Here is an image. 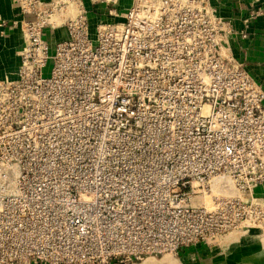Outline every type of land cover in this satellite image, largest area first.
Masks as SVG:
<instances>
[{
  "label": "built area",
  "instance_id": "built-area-1",
  "mask_svg": "<svg viewBox=\"0 0 264 264\" xmlns=\"http://www.w3.org/2000/svg\"><path fill=\"white\" fill-rule=\"evenodd\" d=\"M17 2L21 13L34 18L21 20L26 41L18 77L0 80V139L11 137L17 149L40 150L55 121L99 113L110 119L112 69L133 52L146 57L148 39L170 40L182 145L161 176L174 209L152 230L148 249L178 254L199 242L218 245L244 217L255 215L261 204L255 189L264 185V88L235 56L234 23L211 0ZM259 14L250 12L246 29ZM57 27H65L68 38L52 49L45 30ZM246 29L239 32L242 38ZM12 166L0 157V169ZM4 184L0 176V264H43L28 240L19 242L25 207H16L18 193ZM167 228L174 233L158 240Z\"/></svg>",
  "mask_w": 264,
  "mask_h": 264
},
{
  "label": "rangeland",
  "instance_id": "rangeland-1",
  "mask_svg": "<svg viewBox=\"0 0 264 264\" xmlns=\"http://www.w3.org/2000/svg\"><path fill=\"white\" fill-rule=\"evenodd\" d=\"M173 45L148 39L146 57L133 52L117 63L108 87L110 119L99 113L55 121L40 150L0 139L1 160L13 164L0 176L18 193L16 207H25L19 242L28 240L43 264H192L181 249H148L152 230L174 209L161 176L182 145L174 118ZM52 66L50 59L45 76ZM22 177L28 180L17 184ZM204 201L213 207L211 196ZM173 233L167 228L157 239ZM222 241L240 245L231 254L235 264H264V203Z\"/></svg>",
  "mask_w": 264,
  "mask_h": 264
},
{
  "label": "crops",
  "instance_id": "crops-1",
  "mask_svg": "<svg viewBox=\"0 0 264 264\" xmlns=\"http://www.w3.org/2000/svg\"><path fill=\"white\" fill-rule=\"evenodd\" d=\"M211 1L221 16L233 21L236 28V33L230 37L233 52L264 88V0ZM253 9L259 10L260 14L249 21L246 29L244 20ZM23 18L30 20L34 15L21 13L17 0H0V80H13L18 77L21 51L26 41L21 25ZM244 29L248 33L247 38L239 35ZM45 38L54 49L58 42L68 38V31L65 27L47 28ZM255 198L259 203H264V185L255 189ZM235 246L231 247L225 242L218 245L199 242L181 249L180 255L185 261L191 260L192 264H235L231 261V254L240 245Z\"/></svg>",
  "mask_w": 264,
  "mask_h": 264
},
{
  "label": "bare ground",
  "instance_id": "bare-ground-1",
  "mask_svg": "<svg viewBox=\"0 0 264 264\" xmlns=\"http://www.w3.org/2000/svg\"><path fill=\"white\" fill-rule=\"evenodd\" d=\"M165 260H168V258H165L164 261H165ZM146 263H148V262H146ZM148 264H149V263H148Z\"/></svg>",
  "mask_w": 264,
  "mask_h": 264
}]
</instances>
